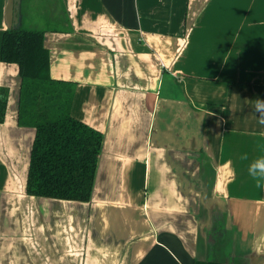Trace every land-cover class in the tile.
Listing matches in <instances>:
<instances>
[{
	"label": "crops",
	"instance_id": "crops-1",
	"mask_svg": "<svg viewBox=\"0 0 264 264\" xmlns=\"http://www.w3.org/2000/svg\"><path fill=\"white\" fill-rule=\"evenodd\" d=\"M19 1L17 27L47 14ZM59 3L49 74L103 135L93 192L25 194L34 129L17 124L18 67L0 61V264H264V178L249 173L264 157V0Z\"/></svg>",
	"mask_w": 264,
	"mask_h": 264
},
{
	"label": "trees",
	"instance_id": "trees-1",
	"mask_svg": "<svg viewBox=\"0 0 264 264\" xmlns=\"http://www.w3.org/2000/svg\"><path fill=\"white\" fill-rule=\"evenodd\" d=\"M44 33L10 28L3 32L0 44V61L18 67L17 124L34 129L26 194L86 203L93 192L103 135L71 115L75 85L50 77ZM7 97L8 90L0 87V124L4 122Z\"/></svg>",
	"mask_w": 264,
	"mask_h": 264
},
{
	"label": "rangeland",
	"instance_id": "rangeland-1",
	"mask_svg": "<svg viewBox=\"0 0 264 264\" xmlns=\"http://www.w3.org/2000/svg\"><path fill=\"white\" fill-rule=\"evenodd\" d=\"M38 9L39 5H37V9L34 11L33 15H31L30 22H26L23 26L24 29H27V26L45 30L44 32H50L52 29H63V23H65L66 17L61 14L59 0H47V14H39Z\"/></svg>",
	"mask_w": 264,
	"mask_h": 264
},
{
	"label": "clouds",
	"instance_id": "clouds-1",
	"mask_svg": "<svg viewBox=\"0 0 264 264\" xmlns=\"http://www.w3.org/2000/svg\"><path fill=\"white\" fill-rule=\"evenodd\" d=\"M255 108L257 111L264 112V101L258 99L255 105ZM249 173L253 177L259 176L261 178H264V157L257 159L255 162H253L250 165Z\"/></svg>",
	"mask_w": 264,
	"mask_h": 264
},
{
	"label": "water",
	"instance_id": "water-1",
	"mask_svg": "<svg viewBox=\"0 0 264 264\" xmlns=\"http://www.w3.org/2000/svg\"><path fill=\"white\" fill-rule=\"evenodd\" d=\"M19 4H20L19 0H8V2H7L6 11H5V15H6L7 23H8L7 29L18 28L16 26V24H12V21H13V23H14V21H16L15 15L18 12ZM26 180H27V178H26ZM25 194H26V186H25Z\"/></svg>",
	"mask_w": 264,
	"mask_h": 264
}]
</instances>
